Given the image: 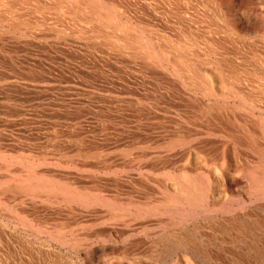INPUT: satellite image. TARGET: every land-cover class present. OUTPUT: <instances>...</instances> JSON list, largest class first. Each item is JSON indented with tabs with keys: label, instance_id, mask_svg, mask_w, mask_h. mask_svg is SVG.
Here are the masks:
<instances>
[{
	"label": "rangeland",
	"instance_id": "rangeland-1",
	"mask_svg": "<svg viewBox=\"0 0 264 264\" xmlns=\"http://www.w3.org/2000/svg\"><path fill=\"white\" fill-rule=\"evenodd\" d=\"M234 1L0 0V264L205 263L178 258L168 251L162 238L168 229L162 210L165 195L159 194L162 196L161 191L166 190L169 196H174L175 179H201L207 170L201 168L202 162L196 161L195 152L189 156V151L180 148L177 142L195 126L193 114L187 113L191 110L187 104L195 99L206 100L210 95L225 99L233 94L232 87L236 84L246 91L249 86L246 82L264 81V43L257 36L246 35L247 26L239 20L243 11L246 14L252 11L249 16L254 20L261 6L264 10V0H261L263 5L260 0ZM230 19L246 30L240 37L229 30ZM218 33L224 38L217 37ZM222 47L226 50L229 47L232 53L224 52ZM243 50L249 52L245 53L249 59ZM249 63L253 68L247 67ZM248 74L253 75L252 80ZM241 80L246 81L243 84L246 88ZM205 83L212 85L216 95L223 93V96H216ZM199 84H203L201 89L206 86V93L214 94L197 90ZM225 87H231V91L228 88L224 92ZM231 151L227 155V161L232 164L230 178L237 175L236 180L249 179L250 169L243 164L245 155L238 157ZM187 158L189 163L185 162ZM25 166L27 169L36 166L34 180L26 181ZM232 170L238 171L235 174ZM10 183L15 188L13 194ZM45 183L60 187L57 191L54 188L56 195L53 196L51 185H47L50 194L45 191ZM43 190L48 195L39 197L37 194H43ZM61 190L67 194L78 191L73 195L79 196V200L84 195L87 199L98 196L101 202L97 203L96 199L93 202L97 204L90 207L92 201L86 204L84 197L79 203L74 196L70 207L69 203H63L58 193ZM18 192L20 195H16ZM231 195L237 197L235 193ZM53 198L57 201L54 204ZM222 199L225 197L221 195L223 202ZM262 201L261 207L250 205L239 210L241 221L234 225L253 229L254 232L245 236L246 242L264 251ZM115 211L116 218L112 216ZM56 226L59 232L55 231ZM193 228L191 225L184 233H195ZM176 230L174 227L167 233L176 234ZM56 232L60 233L59 237ZM196 247L206 248L198 243ZM227 263L264 264V253L222 264Z\"/></svg>",
	"mask_w": 264,
	"mask_h": 264
},
{
	"label": "bare ground",
	"instance_id": "bare-ground-1",
	"mask_svg": "<svg viewBox=\"0 0 264 264\" xmlns=\"http://www.w3.org/2000/svg\"><path fill=\"white\" fill-rule=\"evenodd\" d=\"M169 1V0H168ZM186 1V0H185ZM205 1V0H204ZM229 0H227L228 2ZM246 0H244L245 2ZM257 1V0H256ZM175 2V1H174ZM225 2V1H223ZM232 2V1H230ZM229 2V3H230ZM236 3V0L234 1ZM242 2V1H241ZM248 2V1H247ZM252 2H255V0ZM264 2V1H263ZM166 3V2H165ZM178 3V2H177ZM209 3V2H208ZM221 3V2H220ZM250 3V1L248 2ZM257 3V2H256ZM224 4V3H223ZM228 4V3H225ZM232 5V3H230ZM242 4V3H241ZM244 4V3H243ZM252 4V3H251ZM250 4V6H251ZM255 4V3H254ZM252 4V5H254ZM259 3H257L256 5H258ZM262 4V1L260 0V5ZM245 5V4H244ZM263 5V4H262ZM243 6V5H242ZM247 6V5H245ZM236 6H232V8H235ZM239 7V5H238ZM241 7V6H240ZM239 7V8H240ZM259 7V6H258ZM262 7V6H261ZM260 7V12H256L255 16H254V20L250 18L249 14L252 13V11L249 14H246V12L241 13L240 16L241 18L239 19L240 21H244V23L247 26V31L243 30L240 26H238V21L230 19L231 21H229L227 23V26L229 27V30L232 32V35H237L240 37L241 34L245 33L244 31H246V35L247 34H251L252 37L253 36H257L258 39H261V41L264 43V10L263 8L261 9ZM173 8V7H172ZM237 8V7H236ZM239 8H238V12H239ZM252 8V7H250ZM255 8V7H253ZM257 8V6H256ZM194 9V8H193ZM242 9V8H241ZM240 9V10H241ZM244 9V8H243ZM170 10V9H169ZM181 10V9H180ZM192 10V9H191ZM235 10V9H234ZM235 10V12H236ZM196 11V10H195ZM226 11V10H225ZM242 11V10H241ZM246 11V10H245ZM249 11V10H248ZM258 11V10H257ZM219 12V11H218ZM236 12V14L238 13ZM184 13V12H183ZM220 13V12H219ZM224 13V12H222ZM234 13V17L236 18V15ZM186 15V14H185ZM198 15V14H197ZM222 15V14H221ZM224 17L226 18V14L224 13ZM231 15V14H230ZM233 16V15H232ZM183 17V16H182ZM187 17V16H186ZM200 17V16H199ZM229 17V16H227ZM201 19V18H200ZM216 19V18H215ZM193 20V19H192ZM196 20V19H195ZM241 23V22H240ZM244 25V24H243ZM195 26V25H194ZM205 27V26H204ZM244 28V26H243ZM206 29V28H205ZM245 29V28H244ZM210 30V29H209ZM198 31V30H197ZM207 31V30H206ZM216 31V30H215ZM205 32V31H204ZM217 32V31H216ZM219 32V31H218ZM206 33V32H205ZM221 33V32H219ZM219 33L216 35L217 37H221L224 35H219ZM215 34V33H213ZM212 34V35H213ZM198 35V34H197ZM196 35V36H197ZM205 35V34H204ZM208 35V34H207ZM246 35L243 37L245 41H247V39H245ZM250 35V36H251ZM172 36V35H171ZM209 36V35H208ZM207 36V37H208ZM214 36V35H213ZM213 36H209V37H213ZM216 36L213 39H216ZM181 37V36H180ZM249 39V41L251 40V38ZM199 38V37H198ZM201 38V37H200ZM206 38V37H204ZM242 38V39H243ZM255 38V37H254ZM181 39V38H180ZM179 39V40H180ZM209 39V38H208ZM219 39V38H218ZM242 39L240 42H242ZM253 39V38H252ZM212 40V39H211ZM225 40H228L225 39ZM230 40V39H229ZM181 41V40H180ZM207 41V40H205ZM252 41V40H251ZM250 41V42H251ZM255 41L258 42V40L256 39ZM204 42V41H203ZM244 42V41H243ZM260 42V43H262ZM202 43V42H200ZM216 43V40H215ZM227 43V42H226ZM233 43V42H232ZM231 43V44H232ZM249 43V42H248ZM253 43V41H252ZM259 43V44H260ZM213 44V43H212ZM217 44V43H216ZM225 46V42L223 43ZM228 44V43H227ZM251 44V43H250ZM215 45V44H214ZM233 45V44H232ZM254 45V44H253ZM258 45V44H256ZM264 46V44H262ZM261 45V49L262 46ZM208 47L210 46V44L207 45ZM228 46V45H227ZM226 46V47H227ZM243 46V45H242ZM241 46V47H242ZM245 47L249 48L247 46V43H245L244 45ZM243 46V48H244ZM251 46V45H250ZM259 46V45H258ZM255 46L257 50V47ZM180 47V46H179ZM201 47V46H200ZM213 47V45H212ZM218 47V45H217ZM253 48V46H251ZM216 48V47H215ZM224 47H222L223 49ZM229 48V47H228ZM227 48H224L225 51L224 52H231V50H229ZM242 48V49H243ZM251 48V49H252ZM260 48V47H259ZM210 49H212L210 47ZM220 49V48H218ZM240 49V50H242ZM245 49V48H244ZM250 49V50H251ZM197 50V49H196ZM201 50V49H200ZM233 50V49H232ZM236 50V49H235ZM248 50V49H247ZM245 50V51H247ZM254 50V49H252ZM259 50V49H258ZM208 51V50H207ZM212 51L214 53L215 49ZM222 51V52H223ZM243 50L242 53H247ZM251 52V51H250ZM184 53V52H183ZM232 53V52H231ZM249 53V52H248ZM247 53V54H248ZM253 53V52H252ZM255 53V52H254ZM253 53V54H254ZM258 53V52H257ZM262 53V52H261ZM260 53V54H261ZM264 53V52H263ZM243 54V55H244ZM188 55V54H187ZM220 55V54H218ZM215 54V56H218ZM223 55V54H221ZM232 55V54H231ZM258 56V54H256ZM196 56V55H195ZM214 56V55H213ZM214 56V57H215ZM230 56V54H229ZM246 56V54H245ZM197 57V56H196ZM223 57V56H221ZM235 57V56H234ZM246 57H248L249 59V55H247ZM245 57V58H246ZM202 58V57H201ZM200 58V59H201ZM220 58V57H219ZM218 58V60H219ZM224 58V57H223ZM222 58V59H223ZM226 58V57H225ZM230 58H232L230 56ZM258 58H262V57H258ZM264 58V57H263ZM244 59V58H243ZM247 59V58H246ZM156 60V59H155ZM217 60V59H216ZM225 62L227 61V59H223ZM232 59H230L231 61ZM245 60V59H244ZM251 60V57H250ZM261 61V59H259ZM229 61V60H228ZM246 61V60H245ZM172 62V61H171ZM202 62V61H201ZM200 62V64H201ZM233 62V61H231ZM250 62V61H249ZM263 62V60H262ZM157 63V62H156ZM222 63V62H221ZM220 63V64H221ZM236 63V59L234 61V64ZM247 63V62H245ZM260 63V62H259ZM151 64V63H150ZM217 64V63H216ZM226 64V63H225ZM239 64V63H238ZM250 64V63H249ZM248 64V65H249ZM264 64V62H263ZM211 65V64H210ZM224 65V64H223ZM222 65V66H223ZM229 65V64H227ZM199 66V65H198ZM247 66V65H246ZM252 67V64H250L247 67ZM206 67V66H205ZM232 67V66H231ZM261 67H263L261 65ZM203 68V67H202ZM235 68V67H234ZM239 69V67H237ZM253 68V67H252ZM249 69V68H248ZM246 69V70H248ZM251 69V68H250ZM236 70V68H235ZM244 70V69H243ZM243 74V73H242ZM250 75V74H248ZM248 75H242L248 78ZM250 75L249 77L251 78ZM249 78V79H250ZM253 78V77H252ZM252 78L250 80H252ZM237 79V77H236ZM248 79V81H249ZM246 80V79H245ZM264 80V78H263ZM238 81V79L236 80ZM254 81V79H253ZM256 81V80H255ZM249 82L250 84H248V82H246L247 85H249L247 88L244 86L245 82L243 83L242 80L240 81V83H242V85L246 88H243L244 91H242L240 88V86L238 84H236V86L233 88L232 87V95L230 97L228 96V98L226 97L225 99H220L217 97H213L214 95H210L208 91L207 93L212 96L210 99L208 96V99L204 100L203 99H195L194 101L192 100L190 103H188L187 101V105L191 108V110H189V112H187L188 114L191 113L193 114V125L195 126H191L193 127L191 130H189L188 132L182 134L183 136L178 139V143L180 148H185L187 149V151H189V156L192 154V152H195L196 154V161L199 160L201 163V168L204 166V169H207L206 172L203 173V176L201 179H198L197 177H189V179L187 178V180L182 181L179 179H175V195L174 196H169L168 192L166 190L161 191L160 188H156L155 186V190L160 189V191L163 193V195L161 196V194H159L160 191H158V194L160 195V197H164L162 199H164V207L163 209L161 208V204L163 202H160V206L158 209H162L163 210V214H165L167 220L165 221V225L167 226V228L169 229V231L174 227H177V233L175 234L174 232L172 233H167L164 235L163 234V240L166 242L167 244V249L168 251L174 255L177 256L178 258H189V259H193V260H198V261H202L208 264H222L223 262H229L232 260H237V259H241L245 256L248 257H258V256H262V254L264 253V251H261L258 247L256 246H248L247 244V240L245 239V236H247L248 234H250L251 232H254L253 229L251 228H244V227H237L235 226V222L241 221V215L242 213L239 210H245L246 207H250V205H255L256 207L263 205L260 204V202L262 200H264V81L261 82ZM232 83V82H231ZM206 84V83H205ZM204 84V85H205ZM208 84V83H207ZM206 84V86H207ZM211 84V83H210ZM256 84V85H255ZM203 85V84H202ZM202 85H196L198 87L197 90L200 89V91L202 90V92H205V87L203 89H201L203 86ZM209 85V84H208ZM234 85V84H233ZM241 85V84H240ZM246 85V86H247ZM195 86V85H194ZM210 86V85H209ZM207 87L208 90L210 87ZM214 86V84H213ZM231 86V85H229ZM196 88V87H194ZM213 88V87H212ZM211 88V89H212ZM217 88V87H216ZM228 88H230L231 91V87H225L224 90H229ZM204 90V91H203ZM226 90V91H227ZM195 91V90H194ZM207 91V90H206ZM214 93L216 92L213 88ZM222 91V89H221ZM224 91V92H226ZM218 92V91H217ZM241 92L244 94L241 95ZM206 93V95H208ZM211 93V92H210ZM211 93V94H214ZM222 94L221 96H223V93H219ZM218 94V95H219ZM204 95V96H206ZM216 95V93H215ZM216 95V96H218ZM226 96V95H225ZM224 96V97H225ZM194 97V96H193ZM220 97V95L218 96ZM198 98V97H197ZM206 98V97H205ZM214 98V99H213ZM207 101V102H206ZM170 102V101H169ZM183 103V105L185 104ZM171 104V102H170ZM173 106H174V102H172ZM177 105V104H175ZM170 106V105H169ZM187 106V107H188ZM186 107V108H187ZM153 108V107H152ZM157 108V107H156ZM169 109V108H168ZM156 110V109H155ZM154 110V111H155ZM161 110V109H160ZM176 110V109H175ZM158 111V110H157ZM163 111V110H162ZM174 112V111H173ZM186 112V111H185ZM156 113V112H155ZM159 113V112H158ZM180 113V112H178ZM162 114V113H161ZM171 114V113H170ZM190 114V115H191ZM153 116V114H152ZM179 116H183L180 115ZM185 116V115H184ZM192 116V115H191ZM187 117V114H186ZM155 118V117H154ZM190 118H186L187 121H189ZM185 119V121H186ZM155 120V119H154ZM184 121V122H185ZM191 121V120H190ZM186 123V122H185ZM189 123V122H188ZM192 125V123H190ZM190 124L188 126V128H190ZM185 130V129H184ZM181 132V131H180ZM184 132V131H183ZM184 149V151L186 152V150ZM183 150V149H181ZM232 150V151H231ZM183 151V153H184ZM229 151L234 152L233 155L236 156H240L241 154L245 155L244 157V163L247 167V169H250V177L247 180H243V179H237L236 180V176H235V172L234 171V178H230L231 175V165L229 163V161H227V155L229 153ZM154 153V152H153ZM182 153V154H183ZM188 155V154H187ZM186 155V157H187ZM194 155V154H193ZM152 156H154L152 154ZM158 156V155H157ZM156 156V157H157ZM188 156V157H189ZM184 158V157H183ZM252 158H256L257 161L254 162V160ZM185 159V158H184ZM235 159V158H234ZM190 159L187 158V160L185 162L189 163ZM229 160V158H228ZM156 161V160H155ZM192 161V160H191ZM239 161V160H238ZM243 161V160H241ZM153 162V161H152ZM198 162V161H197ZM30 164V163H29ZM153 164V163H152ZM191 164V162H190ZM190 164H188L189 166H191ZM235 164V163H234ZM237 164V163H236ZM194 165V164H193ZM21 166V165H20ZM27 166H25V172H26V178L28 181H32L36 178V166H31L28 169L26 168ZM61 168V167H60ZM233 168V167H232ZM15 169V168H14ZM27 169V170H26ZM54 169V167L52 168ZM237 169V167H236ZM241 170V168H239ZM244 169V168H243ZM246 169V170H247ZM12 170V169H11ZM21 171L23 172L24 169L21 168ZM20 171V172H21ZM48 171V170H47ZM50 171V170H49ZM48 171V172H49ZM205 171V170H203ZM244 171V170H243ZM248 171V170H247ZM14 172V171H12ZM17 172V170H16ZM63 173V172H62ZM244 173V172H243ZM80 174V173H79ZM91 174V173H90ZM23 175V173H22ZM39 175V174H38ZM87 175V174H86ZM44 176V175H42ZM12 177V176H9ZM17 177V175H16ZM20 177V176H19ZM188 177V176H187ZM18 178V177H17ZM16 178V180L18 181V179ZM21 178V177H20ZM171 178V177H170ZM197 178V179H196ZM51 179L53 180V178L51 177ZM25 180V178H24ZM46 180V179H45ZM50 180V179H49ZM48 180V183H49ZM51 180V181H52ZM154 180V179H153ZM36 182V181H35ZM34 182V183H35ZM47 182V181H46ZM56 182V181H55ZM156 182L157 181H153ZM22 183V182H21ZM40 183V182H38ZM44 184L45 187L47 185H51L52 187V194L57 193V192H53L54 188L56 187V191L58 190L57 188L60 189V187H57L56 185H52V184ZM58 183V182H57ZM14 184V183H13ZM16 184V183H15ZM20 184V183H19ZM23 184V183H22ZM28 184V183H27ZM37 184V183H36ZM54 184V183H53ZM56 184V183H55ZM62 186V183H60ZM8 185H12L11 183ZM7 185V187L9 188V186ZM25 185V184H24ZM32 185V184H31ZM41 184L36 185L37 187L40 186ZM43 185V188H44ZM58 185V184H57ZM154 185V184H153ZM14 185H12L11 187H13ZM18 186V185H17ZM22 186V185H21ZM35 186V185H34ZM35 186V188H37ZM42 186V185H41ZM40 186V189L42 188ZM54 186V187H53ZM16 187V185H15ZM20 187V185L18 186ZM31 188V186H29ZM50 187V186H49ZM50 187V188H51ZM67 187V186H66ZM158 187V186H157ZM7 188V192H11L8 191L10 190V188ZM14 188V187H13ZM21 188V187H20ZM48 186L45 189V191H47L50 194V190H47ZM74 188V187H73ZM72 188V189H73ZM18 189V188H17ZM39 189V188H38ZM65 189V188H64ZM153 188H151L152 190ZM13 190L12 189V194H13ZM21 190V189H20ZM26 190V189H25ZM42 190V189H41ZM63 190V188H62ZM61 190L62 193H64ZM70 191V189H68ZM75 190V188H74ZM23 191V189H22ZM37 191V190H36ZM39 191V190H38ZM43 190V194H37L39 197H43L46 192ZM66 191V190H64ZM72 191V190H71ZM154 191L153 192H156ZM6 192V191H5ZM17 192V190H16ZM25 192V191H23ZM75 192V194H78L76 191H73L72 194L68 192L64 193L65 195H62V193H60L58 191L59 194H61L62 199L64 200L63 203H69V206H71L70 203H72V200H75L76 196V200L77 202H79L80 200L84 199V197L79 200V196L77 195H73V193ZM160 192V193H161ZM8 193V194H9ZM41 193V192H40ZM89 193V192H88ZM152 193V191H151ZM166 193V194H164ZM232 193H235V195L237 197H232ZM12 194L10 196H12ZM53 194V196H54ZM85 194V193H84ZM157 194V195H158ZM230 194V195H229ZM15 195V194H14ZM16 195H20L19 192L18 194L16 193ZM23 195V194H22ZM48 195V194H47ZM45 195V196H47ZM56 195V194H55ZM69 195V196H68ZM87 195V194H86ZM107 195V194H106ZM155 194H151V196H153L154 199H156L157 197L154 196ZM221 195L223 197H225V200H223V202L220 200L221 199ZM7 196V194H6ZM60 196V195H59ZM60 196V197H61ZM66 197L65 199L67 200L65 202V199L63 198ZM88 196V195H87ZM105 196V195H104ZM230 196V197H228ZM18 197V196H17ZM37 197V196H36ZM35 197V198H36ZM52 196H50L51 198ZM91 197V196H90ZM93 197V196H92ZM91 197V198H92ZM156 197V198H155ZM14 198V197H13ZM12 198V200H13ZM46 198V197H45ZM56 199V197H54ZM51 199L54 200V202L56 201L55 199ZM58 198V196H57ZM91 198H86L85 197V202L86 201H92L91 203H87L88 205L91 204L92 206L94 204L99 203L100 200H98V196ZM11 199V198H10ZM34 199V198H33ZM37 199V198H36ZM48 199V198H47ZM60 199V200H59ZM57 200H59L58 202L61 201V198H59ZM97 199V203L93 202L96 201ZM113 199V198H112ZM154 199H152L154 201ZM159 199V198H158ZM161 199V201H162ZM50 200V199H49ZM46 200V201H49ZM114 200V199H113ZM160 200V199H159ZM25 201V200H24ZM35 201V199H34ZM41 201V200H40ZM50 201V202H51ZM71 201V202H69ZM83 201V200H82ZM134 201V200H133ZM157 200L154 201V203ZM219 201L222 202V205L220 204L219 206ZM39 202V201H38ZM57 202V201H56ZM76 202V203H77ZM101 202V201H100ZM263 202V201H262ZM33 203V202H32ZM46 203V202H45ZM61 203V202H60ZM59 203V204H60ZM81 203V202H79ZM107 203V202H106ZM105 202H103V204H106ZM35 204V203H34ZM73 204V203H72ZM85 204V203H84ZM85 204V205H86ZM101 204V203H100ZM135 204V203H134ZM152 204V203H151ZM260 204V205H259ZM9 205V204H8ZM38 205V204H37ZM40 205V204H39ZM68 205V204H66ZM85 205H83L84 207H86ZM113 205V204H112ZM218 205V206H217ZM11 206V205H10ZM43 206V205H42ZM115 206V205H114ZM157 206V205H156ZM237 206V207H236ZM12 207V206H11ZM47 207V206H46ZM62 207V206H61ZM153 207V206H152ZM52 208V207H51ZM54 208V207H53ZM66 208V207H65ZM96 208V207H95ZM117 208V206H116ZM32 209V208H31ZM69 209V208H68ZM98 209V208H97ZM139 209V207H138ZM156 209V207L154 208V210ZM156 209V210H158ZM160 209V212H161ZM247 209V208H246ZM24 210V209H23ZM29 210V209H28ZM27 210V211H28ZM75 210V209H74ZM73 210V211H74ZM85 210V209H84ZM134 210V209H133ZM51 211V210H50ZM145 211V210H144ZM159 211V210H158ZM249 211V210H248ZM71 212V211H70ZM88 212V211H87ZM104 212V211H102ZM101 212V214H103ZM109 212V211H108ZM111 212V211H110ZM129 213H131L133 215L132 212L127 211ZM134 212V211H133ZM43 213V212H42ZM73 213V212H72ZM106 213V210L104 212V214ZM114 212H112V216L118 215L115 211L116 214H113ZM149 213V212H148ZM252 213V212H251ZM74 214V213H73ZM108 214V213H107ZM162 214V212L160 213ZM249 214V213H248ZM12 215V214H11ZM44 215V214H43ZM80 215V214H79ZM92 215V214H91ZM95 215V214H94ZM98 215V214H96ZM100 215V214H99ZM152 215V212H151ZM155 215V214H154ZM158 215V214H157ZM72 216V215H70ZM110 216V214H109ZM112 216L110 217L112 219ZM130 216V215H129ZM139 216V214H138ZM78 217V216H77ZM95 217V216H94ZM101 217V216H99ZM97 217V218H99ZM114 217V216H113ZM119 217V216H118ZM141 217V216H140ZM156 215L154 216L153 219H155ZM162 217V218H163ZM22 218V217H21ZM24 218V217H23ZM72 218V217H69ZM151 218V217H150ZM164 218V219H166ZM81 219V218H80ZM96 219V218H95ZM105 219V218H104ZM114 219V218H113ZM120 219V218H119ZM133 219V218H131ZM130 219V220H131ZM158 219V218H157ZM26 220V219H25ZM46 220V219H45ZM54 220V219H53ZM102 220V219H100ZM117 220V219H116ZM115 220V221H116ZM122 220V219H121ZM152 220V219H151ZM27 221V220H26ZM82 221V220H81ZM90 221V220H89ZM106 221V220H104ZM111 221V220H110ZM125 221V220H124ZM159 221V220H158ZM232 221V222H231ZM263 221V220H262ZM261 221V222H262ZM24 222V221H22ZM21 222V223H22ZM129 222V221H128ZM127 222V223H128ZM132 222V221H131ZM247 222V221H246ZM65 223V222H64ZM106 223V222H105ZM113 223V222H112ZM126 223V221H125ZM154 224L156 222H153ZM264 223V222H263ZM28 224V223H27ZM77 224V222H76ZM83 224V223H82ZM122 224V223H121ZM129 224V223H128ZM158 225L161 223H157ZM233 224V225H232ZM256 224V223H255ZM44 225V224H43ZM84 225V224H83ZM107 225V224H106ZM105 225V226H106ZM127 225V224H126ZM152 225V224H151ZM163 225V224H162ZM194 226L193 230L195 233L192 232V234H189V232H185V230L189 229L190 226ZM23 226V225H22ZM28 226V225H27ZM30 226V225H29ZM66 226V225H63ZM70 226V225H69ZM68 226V227H69ZM26 227V226H25ZM58 226L55 227V229ZM66 227V228H68ZM88 226L86 225L85 229ZM132 227V226H131ZM152 227V226H151ZM160 227V226H159ZM246 227V226H245ZM264 227V226H263ZM83 228V227H82ZM171 228V229H170ZM39 229V228H38ZM37 229V230H38ZM54 229V230H55ZM59 229V228H58ZM56 229L55 231H60V229L58 230ZM81 229V228H80ZM89 229V228H88ZM92 229V228H91ZM89 229V230H91ZM159 229V228H158ZM49 230V229H48ZM68 230V229H67ZM70 230V229H69ZM84 229H82L83 231ZM87 230V229H86ZM88 230V231H89ZM127 230V228H126ZM165 230V228L163 229ZM72 231V230H71ZM74 231V230H73ZM85 231V230H84ZM87 231V232H88ZM93 231V230H92ZM42 232V231H41ZM44 232V231H43ZM50 232V231H48ZM78 232V231H76ZM81 232V231H80ZM96 232V231H95ZM57 233V232H56ZM61 233H64V230H61ZM72 233V232H71ZM90 234V231L88 232ZM86 233V234H88ZM159 234L160 237V233L157 232ZM156 233V236H157ZM162 233V232H161ZM165 233V232H163ZM58 234V235H57ZM56 235L59 237L60 233H57ZM77 234V233H76ZM83 234V233H82ZM93 234V233H92ZM97 234V233H96ZM133 234V233H132ZM185 234V235H184ZM74 232H73V236H74ZM124 235V234H123ZM135 235V234H134ZM259 235V234H258ZM262 235V234H260ZM46 236V235H45ZM48 236V235H47ZM51 236V235H49ZM54 236V235H53ZM62 236V235H61ZM84 236V235H83ZM87 236V235H86ZM84 236V238L86 237ZM92 236V235H90ZM116 236V235H115ZM185 236V237H184ZM64 237V234H63ZM66 237V236H65ZM88 237V236H87ZM114 237V236H113ZM118 237V236H117ZM121 237V236H119ZM248 237V236H247ZM251 237V236H249ZM261 237V236H260ZM49 238V237H48ZM51 238V237H50ZM62 238V237H61ZM77 238V237H76ZM79 238V237H78ZM60 239V238H59ZM58 239V240H59ZM264 239V237H263ZM49 240V239H48ZM51 240V239H50ZM65 240V239H64ZM77 240V239H76ZM162 240V239H161ZM252 240H254L252 238ZM259 240V239H258ZM47 241V240H46ZM56 241V239H55ZM53 242V241H52ZM164 242V244H165ZM263 244V241H261ZM201 244V245H205V249H199L196 247V245ZM256 243V241H255ZM259 242H257L258 244ZM249 244L251 245V243L249 242ZM254 244V243H253ZM261 244V243H260ZM261 244V246H262ZM259 246V247H261ZM181 254H177V253ZM91 256V255H90ZM169 256V255H168ZM176 257V258H177ZM171 258V257H170ZM247 259V258H246ZM178 260V259H177ZM256 260V259H255ZM244 261V260H243ZM187 263V262H186ZM198 263V262H197ZM204 263V264H205ZM236 263V262H235ZM191 264V263H189ZM228 264V263H227ZM230 264V263H229Z\"/></svg>",
	"mask_w": 264,
	"mask_h": 264
}]
</instances>
